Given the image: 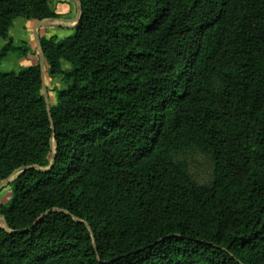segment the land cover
I'll return each instance as SVG.
<instances>
[{
    "label": "trees",
    "instance_id": "trees-1",
    "mask_svg": "<svg viewBox=\"0 0 264 264\" xmlns=\"http://www.w3.org/2000/svg\"><path fill=\"white\" fill-rule=\"evenodd\" d=\"M79 1L74 34L41 40L65 77L56 152L13 182L0 264H264V0ZM17 18L59 16L0 0V61L31 53ZM50 127L39 66L0 72V159L16 163L1 180L46 165L30 152L50 155ZM192 154L213 162L210 186Z\"/></svg>",
    "mask_w": 264,
    "mask_h": 264
},
{
    "label": "rangeland",
    "instance_id": "rangeland-1",
    "mask_svg": "<svg viewBox=\"0 0 264 264\" xmlns=\"http://www.w3.org/2000/svg\"><path fill=\"white\" fill-rule=\"evenodd\" d=\"M49 1L53 9L56 3H62V2L65 4L73 3L76 6L75 14L72 13L66 18L67 20L75 18L74 22H71V24H69L68 22L61 23L62 25H65V26L71 25V28L66 29L68 31H71V33L68 34L67 36H59V38L56 37L55 35H48L46 37L39 39L38 40L39 49L38 50L36 49L33 51L30 47L31 53L28 54L26 57H19L14 54L10 58L0 61V72L2 73L13 72L15 74H18L19 72H21L22 70L28 67L39 66L40 80H41V93L45 101L49 122L51 124L50 128L52 131V135L49 140L51 153L50 155L49 154L41 155L37 151H31L30 160L32 162H35L37 164L40 163L42 165L46 164V165L44 166L33 165V166H28V167H20L14 170L12 174L9 177H7L5 180H1L0 178V209L3 207L9 206L10 203L12 202L13 191H14L13 182L17 179L18 176H20L25 170H29V169H35V170H41V171L49 170L52 167V164L54 161V155L56 152V141L54 138L55 129L52 124V116L50 114V107L57 105V93L65 88V83H64L65 77L62 75L56 76V77L49 76L48 74L49 66L47 64L46 58L44 56V52L41 47V40H45V41L52 40L58 43V42H62V41L69 39L74 34L75 28L80 20L81 9H80L79 0H54V1L49 0ZM17 19H21V18H17ZM54 20H57V19L34 21V22H36L39 25L41 22H52ZM25 21H33V20H25ZM10 29L8 31L9 36H10ZM63 30H65V28H63ZM11 34H13V32H11ZM13 42H14L15 47L20 46L21 42H15L14 40ZM61 64H62L63 70L70 69V66L68 63L62 61ZM45 96L47 98V102L45 100ZM47 162H48V165H47ZM15 164L16 163L13 160V158L7 159L4 161L0 159V174L6 173L9 170H13V168H15ZM185 164H186L188 174L190 175L192 181L195 182V184L199 186L208 187L213 183L214 165H213V162L209 158L202 156L200 154H192L185 158ZM20 213L21 215L19 216V218H23L24 212L21 211ZM42 217L43 216H41L40 218ZM0 229H5V230L8 229L6 226L5 219L2 215H0Z\"/></svg>",
    "mask_w": 264,
    "mask_h": 264
},
{
    "label": "crops",
    "instance_id": "crops-1",
    "mask_svg": "<svg viewBox=\"0 0 264 264\" xmlns=\"http://www.w3.org/2000/svg\"><path fill=\"white\" fill-rule=\"evenodd\" d=\"M75 8L76 6L73 3H56L54 11L59 16V19L54 20L52 22H46L43 25H38L34 21H25L22 19H17L10 29V37L15 42L28 43V45L33 51L36 49L38 50L39 39L48 35H55L59 38V36H67L71 33V31L66 30L68 28H71V25L65 26L61 23L68 22L69 24H71V22H74L75 18L70 20H67L66 18L72 13L75 14ZM63 28H65V30H63ZM11 32H13V34H11ZM5 44L6 42L0 38V49L4 47Z\"/></svg>",
    "mask_w": 264,
    "mask_h": 264
},
{
    "label": "water",
    "instance_id": "water-1",
    "mask_svg": "<svg viewBox=\"0 0 264 264\" xmlns=\"http://www.w3.org/2000/svg\"><path fill=\"white\" fill-rule=\"evenodd\" d=\"M44 23H46V22H41L40 24H42V25H43ZM45 100H46V102H47V98H46V96H45Z\"/></svg>",
    "mask_w": 264,
    "mask_h": 264
}]
</instances>
